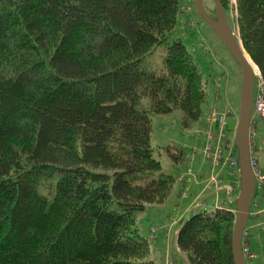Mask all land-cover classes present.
I'll return each instance as SVG.
<instances>
[{"label":"trees","instance_id":"16d2710c","mask_svg":"<svg viewBox=\"0 0 264 264\" xmlns=\"http://www.w3.org/2000/svg\"><path fill=\"white\" fill-rule=\"evenodd\" d=\"M236 3L264 81V0ZM183 5L0 0V264H158L139 217L176 191V207L189 201L155 154L153 118L181 112L189 129L210 102ZM234 217L192 214L158 241L189 264H235Z\"/></svg>","mask_w":264,"mask_h":264},{"label":"rangeland","instance_id":"374dc122","mask_svg":"<svg viewBox=\"0 0 264 264\" xmlns=\"http://www.w3.org/2000/svg\"><path fill=\"white\" fill-rule=\"evenodd\" d=\"M180 1L184 3L182 13L185 12L183 14L186 15L183 22H179L177 29L179 31L182 29L180 35L182 42L193 55L200 73L209 81L207 93L210 102L204 105V114L200 117V121L189 129H183L181 126L183 119L181 112L153 118L152 146L155 154L166 173L178 178L179 183L184 182L185 187L182 188L184 192L180 201L182 198L189 201L185 208L182 203L179 208L176 207L179 201L176 198V191L170 201L162 205L148 206L139 217L141 234L150 240L152 248L150 259L158 264H189L183 254L174 251L172 255V252H168L169 247V249L163 248L162 251L163 242L158 241L159 237L165 234L175 236L189 220L190 215L206 210L229 212L236 218V202L240 192V176L233 163L238 161L234 140L239 122L242 70L216 40L195 10L192 0ZM204 4L209 12L215 9L212 0H204ZM226 15L234 33L240 37L236 0H229ZM178 30L174 35L177 36ZM205 50L209 55H205ZM214 64L220 68L215 67ZM217 77L220 83H216L215 87L214 82ZM215 111L227 115L228 130L221 142L218 141L219 130L215 128H218L213 117ZM251 135V146L255 157L264 169V117L252 119ZM210 137L212 139H209ZM217 146H220V151L219 156L215 158ZM167 147L168 153L172 155L177 153V149L183 152L182 164L176 168L173 167L168 156ZM180 186L178 185L179 189ZM260 213H264V185L257 190L251 208V217L246 226L252 254L258 257L250 263L247 261V264H264V214L258 215ZM164 250L166 256L164 255L161 260V253L164 254Z\"/></svg>","mask_w":264,"mask_h":264},{"label":"water","instance_id":"95a60500","mask_svg":"<svg viewBox=\"0 0 264 264\" xmlns=\"http://www.w3.org/2000/svg\"><path fill=\"white\" fill-rule=\"evenodd\" d=\"M212 1L215 5L217 21L212 19L208 14L204 0H192L197 13L228 49L230 55L242 70L239 122L235 138L238 168L240 170V192L236 202L237 207L232 237V252L235 264H247L242 252V238L248 220L251 217V208L256 194V180L250 163L249 136L257 73L253 66L255 64L252 59L250 58L253 65L246 58L247 53L239 36L234 33L230 26L221 1ZM255 67L257 66L255 65ZM257 69L258 73L261 74L258 67Z\"/></svg>","mask_w":264,"mask_h":264},{"label":"built area","instance_id":"2783aa9c","mask_svg":"<svg viewBox=\"0 0 264 264\" xmlns=\"http://www.w3.org/2000/svg\"><path fill=\"white\" fill-rule=\"evenodd\" d=\"M213 117H214V122L218 126V128L217 127L215 128L219 130L218 141L221 142V139L225 138L226 130H228L227 115L224 113H218L215 111L213 114ZM255 117H264V81L259 74H257L256 76L254 105H253V111H252V116H251L250 136H249L250 137L249 138L250 163H251V167H252L255 180H256V193H257L258 188L261 185H264V169L261 167L260 162L255 157L254 150L251 146V136H252L251 135V124H252V119H254ZM235 138H236V135H235ZM209 139H212V137H210ZM234 144H235V140H234ZM219 151H220V146H217L216 152L214 154L215 158L219 156ZM233 166L238 169V173L240 176V170L238 168V161L237 162L234 161ZM249 238L250 236L247 233V229H245L243 233V238H242V252H243V255L246 261H251L254 259V255L252 254L251 249H250Z\"/></svg>","mask_w":264,"mask_h":264},{"label":"flooded vegetation","instance_id":"af4514ba","mask_svg":"<svg viewBox=\"0 0 264 264\" xmlns=\"http://www.w3.org/2000/svg\"><path fill=\"white\" fill-rule=\"evenodd\" d=\"M214 3V2H213ZM214 6V5H213ZM208 12V14L210 15V17L212 18V19H214L215 21H217V17H216V12H215V9L213 10V11H207ZM227 16V15H226ZM228 20V19H227ZM229 22V21H228ZM206 24V23H205ZM230 24V23H229ZM207 25V24H206ZM208 26V25H207ZM231 26V25H230ZM208 28L210 29V27L208 26ZM210 31L212 32V34L215 36V38H216V40L226 49V51H227V53H228V55H230V53H229V51H228V49L224 46V44L218 39V37L215 35V33L210 29ZM206 49V48H205ZM207 54L209 55V53L205 50V55L207 56ZM231 56V55H230ZM232 57V56H231ZM233 58V57H232ZM225 59V58H224ZM233 60H234V58H233ZM235 61V60H234ZM236 62V61H235ZM214 66L216 67H218V68H220V66H218V65H216V64H214ZM222 67L226 70V72H228V70L224 67V65H222ZM216 73H217V70H216ZM224 73V72H223ZM229 73V72H228ZM212 74V73H211ZM229 75H230V73H229ZM218 77L216 78V80H215V82H214V84H216V83H220V81L218 82Z\"/></svg>","mask_w":264,"mask_h":264},{"label":"bare ground","instance_id":"6f19581e","mask_svg":"<svg viewBox=\"0 0 264 264\" xmlns=\"http://www.w3.org/2000/svg\"><path fill=\"white\" fill-rule=\"evenodd\" d=\"M246 58L248 59V61L253 65V63L251 62V59H250V57L248 56V54H246ZM254 66V68H255V70H256V73H258V69H257V67H255V65H253ZM250 262V261H249ZM247 263V262H246Z\"/></svg>","mask_w":264,"mask_h":264},{"label":"crops","instance_id":"0c3cea01","mask_svg":"<svg viewBox=\"0 0 264 264\" xmlns=\"http://www.w3.org/2000/svg\"><path fill=\"white\" fill-rule=\"evenodd\" d=\"M262 214H264V213H260V214H258V215H262ZM251 251H252V248H251ZM255 257L257 258L258 256H257V255H254V258H255ZM251 261H252V260H251ZM251 261H250V262H251ZM250 262H249V263H250Z\"/></svg>","mask_w":264,"mask_h":264}]
</instances>
